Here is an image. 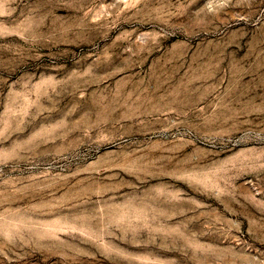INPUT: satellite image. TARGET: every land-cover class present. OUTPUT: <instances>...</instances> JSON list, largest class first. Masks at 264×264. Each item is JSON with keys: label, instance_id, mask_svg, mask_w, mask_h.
<instances>
[{"label": "rangeland", "instance_id": "rangeland-1", "mask_svg": "<svg viewBox=\"0 0 264 264\" xmlns=\"http://www.w3.org/2000/svg\"><path fill=\"white\" fill-rule=\"evenodd\" d=\"M0 264H264V0H0Z\"/></svg>", "mask_w": 264, "mask_h": 264}, {"label": "bare ground", "instance_id": "bare-ground-1", "mask_svg": "<svg viewBox=\"0 0 264 264\" xmlns=\"http://www.w3.org/2000/svg\"><path fill=\"white\" fill-rule=\"evenodd\" d=\"M128 17H124L123 15L120 17L112 15L106 18V16H104L91 24L92 26H97L99 29H101L97 42L99 44L108 43V53L110 54H106L105 56L98 58V60L94 63H91L89 70L97 71L103 69L110 71L111 77H109L107 81H110L112 77H116L125 73H129L130 76L134 75L137 70L140 71L143 68L142 64H137V60L144 56V48L146 45L136 41V35L140 29L144 28V26L138 22H135L133 18L131 19ZM108 20H111L112 26H106L109 23ZM132 25H134L135 28L131 31L127 30V28L131 27ZM122 29L124 31L123 36H117L110 40L113 33L119 32ZM146 44H148V40ZM126 46H128L130 50H126ZM76 81L77 79L72 77L65 80L64 85L66 87H73ZM74 90H77V88H74ZM17 99L18 96L14 95L11 100L15 101ZM144 104V100L137 101L133 98H124L118 103H115L113 108L107 109L106 112L113 113L115 115L125 114L131 120H135L138 118L139 112L141 111L140 108L142 109ZM111 120H113V116Z\"/></svg>", "mask_w": 264, "mask_h": 264}]
</instances>
